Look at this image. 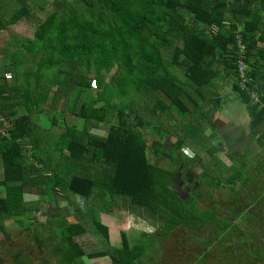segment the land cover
Here are the masks:
<instances>
[{
	"label": "trees",
	"instance_id": "16d2710c",
	"mask_svg": "<svg viewBox=\"0 0 264 264\" xmlns=\"http://www.w3.org/2000/svg\"><path fill=\"white\" fill-rule=\"evenodd\" d=\"M190 17L198 27L188 24ZM20 24L27 26L26 36L13 51L15 66L0 67V129L7 131L0 132V188L5 191L0 234L9 236L5 220L38 224L44 233L37 240L47 253L42 264H84L85 257L139 264L162 236L180 227L200 231L208 222L216 225L207 242L215 243L217 252L224 242H230V248V239L244 241L233 222H223L212 211L203 215L197 197L183 200L172 181L185 148L199 142L204 150L211 148L208 137L203 142L202 135H192L208 110L206 89L219 76L235 79L233 89L251 114L252 134L264 142V0H0V33ZM213 26L218 27L215 33ZM238 33L247 48L251 79L244 90L237 82ZM12 37L15 44L21 40ZM9 72L13 77L6 78ZM168 105H176L189 120L169 122L162 111ZM51 110L60 111L54 117L82 119L85 124L78 129L65 123L43 146L45 136L32 117ZM54 122L58 126L59 118ZM104 123L110 124L106 136L92 133L93 126ZM149 126L156 132L150 139L144 133ZM166 136L178 137L170 154L165 152ZM42 148L52 155L41 153ZM197 153L194 162L223 165L216 156ZM161 156L176 167L167 169L151 159ZM210 168L203 178L219 189L222 181L217 182ZM238 178L228 177L225 183L233 185ZM57 189L71 198L40 221L39 204H58ZM72 199L78 200L76 206ZM29 201L36 203L34 212ZM119 202L156 227V234L143 233L148 240L133 245L121 232V242L113 245L97 213L114 215ZM86 216L102 235L104 250L87 254L78 243L87 234L81 220ZM238 234L240 239L233 236ZM249 250L247 246L242 259L231 251L233 260L255 264L256 254L251 257ZM206 257L189 264H208ZM5 264H32V259L19 252Z\"/></svg>",
	"mask_w": 264,
	"mask_h": 264
},
{
	"label": "rangeland",
	"instance_id": "374dc122",
	"mask_svg": "<svg viewBox=\"0 0 264 264\" xmlns=\"http://www.w3.org/2000/svg\"><path fill=\"white\" fill-rule=\"evenodd\" d=\"M47 1L51 3L53 0ZM40 15L43 16L44 13ZM10 16L11 14L8 12L7 19H9ZM30 32L28 34L32 35V31ZM11 33L16 37H19L21 40L18 44H15L12 35L6 36V38L2 37L0 33V67L4 64H7L8 67L15 66V58L13 59V51L22 47V40L23 38H25L24 36H26L24 25H21V27H19V30L17 31H11ZM114 73L115 70H113L110 75H107L106 82L110 81L111 76ZM8 74H11L13 77V73L9 72ZM89 77L92 79L93 75L89 74ZM181 80L183 79L181 78ZM10 81H12V79ZM91 91L93 94H96L97 90L93 88ZM217 91L218 90L206 91L205 99H209L208 96L210 95L211 97L213 93H217ZM236 93H230L229 98L237 99L238 97ZM209 109H211V107ZM56 113H60V111L51 110L50 112L46 111L43 114L39 113L34 115V117H37L36 120L38 121L39 127L42 129L40 135L45 136L43 146H46L48 144L49 138H52V136L55 134L59 135V133L63 131V128L66 125L65 123H69L71 126H76L78 129L82 128L85 124V121L82 119L71 120L70 117H64L63 114L62 116L64 119L62 117H59V115L58 117H54L55 115H57ZM58 118V126H54L53 123H55L54 121H56V119L58 120ZM195 121L198 120H196L195 118ZM200 123L202 124L200 125L201 128H208V122L206 119L203 118V121H200ZM109 125V123H104L102 125V130H98L97 133L99 135L102 134V136H106V132L109 129ZM200 132L201 131H198L197 133L194 132L195 134L193 133L192 137H195L200 134V137L202 135L203 142H205V138H209L210 131L208 133L203 132L202 134ZM215 137L216 136H213V140H216ZM209 140L211 141V138H209ZM217 142L223 144L221 139H218ZM216 145L217 144L214 143L212 145L209 144V147H213L214 152H217L218 148L216 147ZM191 150H193L192 145L184 149L185 154L184 156H181V161H186L185 157H189L188 154L192 153ZM205 150L201 152H204ZM168 151L172 150L170 148L165 149V152ZM94 152L95 155H98L96 151ZM41 153H47L50 156L52 155V153L48 151V149L43 148L41 150ZM205 156L213 158L217 155L204 153L203 157ZM222 158L223 156L220 159ZM236 158L238 159V162H235L232 169H228L227 167L222 168L223 165H218V163L209 164L206 165V167L204 166L205 164H202V167L200 163L194 162V160L192 161V163H194V165L196 164L195 166H198V168L202 167V171L203 169L204 171L207 170V173L209 170V166H211V169L214 172V176L218 180L217 182H219L220 180L222 181V187L216 189L214 187V184L206 182L207 179L201 176L200 170L199 172L194 171L195 175L200 178V181H195V186H190L191 197L196 198L198 195H202L203 201L199 203V207L201 209H204L210 205L209 202H207L208 198H213L214 201L212 200L211 204H214L212 208L214 209V212L218 216V218H220L223 222H233L236 226L237 231L239 233L244 234L243 242L230 239L232 242L231 250V247L229 248L230 242L222 243V246H220L221 249L218 252L217 250H215V245H213L212 252L210 253L208 258L206 257L208 264H239L238 262L233 260L231 251L234 252V256H238L240 259H242L241 256L245 252L247 246L250 249L249 251L253 254L250 255L251 257H255L256 253L258 254V256H260H256V258L252 259L253 261H255V264H258L259 262L261 263V261L264 260V248L258 249L255 240H250L247 237H252V235L256 234V242L260 241L263 247L264 176H262L261 173L264 169V152L256 153V150L253 147H249L245 150V153H243L242 156ZM151 159L153 160V162L159 163L162 167L167 169L176 167V165L173 166L169 159L164 156H161L158 159ZM222 176L225 178H223ZM228 177L239 178L237 181H235V184L232 185L231 183H225L226 178ZM2 191H4V189L0 188V198L5 197V194H1ZM56 195L58 196V204L50 202H47V204L43 205L39 204V211L41 212H39L37 218L40 221L45 222L47 217L51 215L52 212H56L57 205L63 206L67 204L68 195L62 189H57ZM50 198L54 201V198ZM68 198H71V195H69ZM72 201L74 203V206H76L78 200L72 199ZM29 202L30 204H28V206L30 205L29 208L31 209V211L34 212V210L32 209L33 207H36V205H34L36 203L34 201ZM79 204L82 205V202L80 201ZM93 207H96V205H93ZM244 209L245 211H243ZM200 211L203 215L210 214L202 210ZM97 214L98 216H100L101 222L109 228L110 241L113 245H117L121 242V232H125L129 237H131V242L133 245L138 242V239H146V241L148 240V236L144 237L145 235L143 233H146L148 235L156 234V227L152 226L150 223L144 221L141 217L135 214L131 206L128 204L119 202V207H117V210L114 215L107 214L105 212H100ZM59 220L60 219H58V221ZM69 220L70 222H74V220ZM81 220L85 223V226L87 227V234L79 237L77 239L78 243L86 250L87 254L104 250V239L102 235L96 231L95 227L92 226L90 218L86 216ZM58 221H56L55 223H58ZM5 223V226L8 225L6 226V228L9 232V236L4 235L3 233L0 234V264L11 262L14 255L19 252L31 258L32 264H42V260L44 257H46L47 253L43 247L45 245H42V243L37 240V236L39 235L38 237L40 238L44 233L41 230V227L38 224L35 225L32 221H26V224L23 225L13 223L10 224L11 222H9V220H5ZM213 226V224H208L207 227L200 231H192L186 227H180L175 231V233L169 236H162L154 243L155 246H153V248L147 249L146 256L142 259V262L139 264H189L190 262H193L196 258L201 255L205 245L202 244L200 247V244L196 243L194 240H192V238L198 237V239L201 240H211V235L215 231ZM233 236L238 237L240 239L241 235L238 234V236ZM261 237L263 238V241L262 239H260ZM83 261L84 264H111L110 257L99 258L94 260H89L85 257Z\"/></svg>",
	"mask_w": 264,
	"mask_h": 264
},
{
	"label": "crops",
	"instance_id": "0c3cea01",
	"mask_svg": "<svg viewBox=\"0 0 264 264\" xmlns=\"http://www.w3.org/2000/svg\"><path fill=\"white\" fill-rule=\"evenodd\" d=\"M19 27H21V24L11 28L9 32H1V36L2 37L9 36L12 34L11 31L13 30L17 31L19 30ZM24 27L26 30L25 25ZM7 75H11V74L7 73L6 76ZM180 76L184 80V84H186L187 82H186L185 75L181 74ZM234 83H235V79L231 80V78L219 76L213 82L210 89H206V91H210V90H218V91L217 93H213L211 97L208 93L209 99H207L206 101V104L208 105L206 106V108L208 107V110L206 111V114L201 116L207 120L208 128H199L198 131H201V132L203 131L205 133H208L210 131L209 138H211V141L209 140V142L211 143V145L213 143L217 144L216 147L218 148V151L214 152V148L211 147L209 151L206 150L204 152H201L204 150V148L202 146V143L199 142L193 145V150H191L192 153H190L191 155L188 154L189 157L187 158H189L190 160L193 161L195 159L196 154H198L197 151L200 153L215 154L217 155L216 157H218L219 159L223 156V158L220 159V161L223 163L222 168L227 167L229 169L234 166L235 162H238L237 161L238 159L236 157L242 156L243 153H245V150L248 149L249 147H253L256 150V153L264 152V142L259 140L258 136H254L252 134V131H251L252 118H251L250 111L248 109V106L245 103H243L242 100L239 98L238 93L234 91L233 89ZM230 93H234V94L236 93L238 98L230 99L229 98ZM210 107L211 109H209ZM162 111L164 112V115L166 116L165 119H168L169 122L173 123L174 125L184 124L189 120V117L183 114L176 105H168V107L163 108ZM36 118L37 117L33 116L32 121L36 123L37 125H39ZM102 125L97 126V127L93 126L91 129L92 133L99 135L97 131L102 130ZM1 129H0V132L2 133V131L5 130V128L2 130ZM146 129L147 130L144 131V133L147 137L150 138L156 135V132L151 126H149V128L146 127ZM198 131H196L195 133H197ZM5 134H7V131H3V135ZM213 136H216L215 137L216 140H213ZM218 139H221L223 144H221L220 142H217ZM177 140H178V137L176 136H172L170 138L166 136L165 145H164L165 149L167 148L169 149L170 146L174 147ZM169 143H172V145H169ZM187 162H188L189 169H192L195 172H199L200 170L201 172L200 174L201 176H203L204 169L203 171L201 170L203 165L202 167L198 168V166H195L196 164L194 165V163L192 162H189V161ZM0 170H1L0 171V176H1L3 173V164H2L1 159H0ZM261 174L262 176H264V169ZM212 175H214V172ZM1 194H4V193H1ZM243 211H245V209Z\"/></svg>",
	"mask_w": 264,
	"mask_h": 264
},
{
	"label": "flooded vegetation",
	"instance_id": "af4514ba",
	"mask_svg": "<svg viewBox=\"0 0 264 264\" xmlns=\"http://www.w3.org/2000/svg\"><path fill=\"white\" fill-rule=\"evenodd\" d=\"M170 153L171 152L169 151V154ZM183 153L185 154V151L184 150H183ZM187 167H188V162H186V164H185V161H184V163H183V161H181L180 165L177 167L175 178L172 181V186H173L174 191L183 200H186V199L190 198V196H191V192H190L191 191V188H190V186L191 185H194L195 186L196 183H194V182L195 181H200V178L197 175H195L194 171L192 169H188ZM168 169H174V168H168ZM196 199H198L197 207L200 208L199 207V203L203 201L202 195H198ZM212 200H213V198H208L207 199V202H209L210 205L208 207L204 208V209H201V208L200 209L202 211H205V212H208V213H210V211H212L213 213H215L214 212V209L212 208L214 204H211ZM208 224H213V223L212 222H208L202 229H204L205 227H207ZM213 225H214L213 226L214 229L216 230L215 224H213ZM247 237L250 240L251 239H254L255 240V243H257L256 245L258 246V249L259 248H262V249L264 248V245L262 247V244H261L260 241L256 242V238H257L256 237V234L252 235L253 238L250 237V236H247ZM260 239H262V241H263V238L262 237ZM192 240H193V238H192ZM209 240H201V239H198V237H196V240H194L196 243L200 244V247L203 244V245H205L204 248H207V251L206 252H203L204 251V248H203V251H202L201 255L199 256L200 257L199 259L204 258L205 257V253H206L207 258H208L209 255H210V253L212 252V250H213L212 249V246L215 245V243L213 245H208V242L207 241H209ZM256 256H258L257 253H256ZM258 257H260V256H258Z\"/></svg>",
	"mask_w": 264,
	"mask_h": 264
},
{
	"label": "built area",
	"instance_id": "2783aa9c",
	"mask_svg": "<svg viewBox=\"0 0 264 264\" xmlns=\"http://www.w3.org/2000/svg\"><path fill=\"white\" fill-rule=\"evenodd\" d=\"M225 25H228V23H225ZM214 33L218 31L217 26H213L211 29ZM236 46H237V72H238V86L244 90L248 88V83L251 81V79L248 77V65L246 63V54H247V48L246 45L243 42L242 35L237 34L236 37ZM7 78H11V75H7ZM252 99L255 103L259 102V98L256 94H252Z\"/></svg>",
	"mask_w": 264,
	"mask_h": 264
},
{
	"label": "water",
	"instance_id": "95a60500",
	"mask_svg": "<svg viewBox=\"0 0 264 264\" xmlns=\"http://www.w3.org/2000/svg\"><path fill=\"white\" fill-rule=\"evenodd\" d=\"M188 24L191 25V26H194V27H198V24L193 22V18L192 17H190L188 19Z\"/></svg>",
	"mask_w": 264,
	"mask_h": 264
},
{
	"label": "clouds",
	"instance_id": "9594fccd",
	"mask_svg": "<svg viewBox=\"0 0 264 264\" xmlns=\"http://www.w3.org/2000/svg\"><path fill=\"white\" fill-rule=\"evenodd\" d=\"M6 135V134H5Z\"/></svg>",
	"mask_w": 264,
	"mask_h": 264
}]
</instances>
